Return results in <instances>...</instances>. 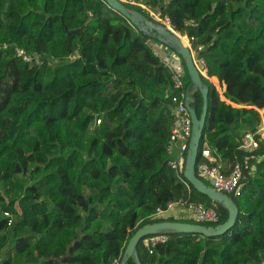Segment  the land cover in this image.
Masks as SVG:
<instances>
[{"label":"trees","instance_id":"trees-1","mask_svg":"<svg viewBox=\"0 0 264 264\" xmlns=\"http://www.w3.org/2000/svg\"><path fill=\"white\" fill-rule=\"evenodd\" d=\"M134 1L148 11L125 7L156 25L167 19L188 41L212 83L239 68L242 93L256 84L264 96V0ZM154 43L164 45L104 0H0V264H120L145 225L226 221L218 205L216 224L164 216L178 201L213 203L168 165L174 110L190 79L174 52L184 72L183 88H174ZM201 79L207 112L196 166L203 148L222 174L253 156L228 195L237 219L215 237L167 234L154 246L143 238L139 262L264 264V140L250 153L239 148L264 108L239 94L225 93L226 103ZM191 96L199 117L202 96Z\"/></svg>","mask_w":264,"mask_h":264},{"label":"water","instance_id":"water-1","mask_svg":"<svg viewBox=\"0 0 264 264\" xmlns=\"http://www.w3.org/2000/svg\"><path fill=\"white\" fill-rule=\"evenodd\" d=\"M104 1L110 8L126 17L139 31L161 41L166 47L179 55L183 60L190 79V85L185 92L184 105L190 114L192 122L191 136L186 152L183 176L198 193L206 196L212 203L222 207L228 214L226 221L217 226L207 227L177 221H164L145 225L139 228L128 240L120 264H127L129 259H132L134 264H140L137 253V245L143 238L157 235L164 236L167 234H197L206 238L219 236L226 233L233 227L238 216V209L228 195L217 192L212 187L205 185L196 176L199 142L202 136L207 112L208 87L202 81L201 75L195 66L190 47L183 43L181 35L174 32L170 26L167 27L163 23H161L162 25L153 24L152 22L146 20L140 13L125 7L118 0ZM194 92H199L203 100L202 112L199 117L195 112V108L192 106L193 98L191 94Z\"/></svg>","mask_w":264,"mask_h":264},{"label":"built area","instance_id":"built-area-1","mask_svg":"<svg viewBox=\"0 0 264 264\" xmlns=\"http://www.w3.org/2000/svg\"><path fill=\"white\" fill-rule=\"evenodd\" d=\"M118 1L124 6L137 5L148 11V9L142 3H136L134 0H118ZM149 13L153 15L152 12L149 11ZM155 18L158 19V16H155ZM158 20L160 21V23L163 24L168 23L167 19H165L164 21L160 19ZM151 46L153 48L154 55L159 57L163 66L171 72V81L173 87L176 89L183 88L184 72L181 65L174 58L166 57L164 56L165 54L162 55L163 53L161 54L159 52L157 44L154 43L151 44ZM199 49L201 48L199 47ZM16 55L22 58V60L25 62H34L38 64V60L32 59L31 57L27 56L22 50H16ZM193 60L200 75L208 79L206 75V70L203 68L204 66L203 60L201 59L196 60L195 53L193 54ZM259 113L261 115V123L259 124L256 132L245 133L240 140L239 148L249 153L258 149V140H257L258 137L264 140V117L262 116V113L260 111ZM174 114H175V121L173 123L171 130L169 152L174 150L175 147L177 153L175 154V157L169 161L168 165L172 169H174L177 172V174H182L185 165V157H186L185 154L187 152L188 144L191 136L192 122H191L190 114L184 105V102H181L177 105V107L174 110ZM99 123L100 121L97 120L96 124ZM200 155L202 161L199 162L198 165L196 166V171L198 176L204 180H207L210 183V187L215 189L217 192H221L226 195L233 194L238 190L240 185V180L242 177L243 166L244 168H246L249 160L253 158L252 155L246 156L244 158L243 165L236 163L228 174H222L219 170V166L214 165L215 159L211 156L207 148H203L200 152ZM173 205L185 206L191 214L190 218L196 220L197 222L216 224L219 221L220 215L216 209V204L214 203L211 207H203L202 205L187 204L186 202L178 201L176 204H170L169 208H171ZM161 213H162L161 211H158V214ZM165 240H166L165 236L157 235L148 238L146 242L151 246H154L157 243L165 242Z\"/></svg>","mask_w":264,"mask_h":264},{"label":"rangeland","instance_id":"rangeland-1","mask_svg":"<svg viewBox=\"0 0 264 264\" xmlns=\"http://www.w3.org/2000/svg\"><path fill=\"white\" fill-rule=\"evenodd\" d=\"M167 27L168 23L165 24ZM182 37V36H181ZM183 38V43H185L187 46L190 47L189 43L187 42V40ZM158 50L159 52H162L161 54L169 57V58H174L178 63H179V59L175 56V53L170 50L169 48H167L166 46L162 45V44H158ZM192 53L194 54V52L192 51ZM180 64V63H179ZM245 80L244 75H242V73L240 72L239 68H235L234 72H227L226 74H222L221 76H219V78H217V83H212L210 80V82L214 85L216 91L218 92L220 99L222 101H226L224 98V94L225 93H229L231 95H236L239 94L238 97L243 101L245 100V102L248 100H252V102H254L255 106L259 108H264L262 107V100L264 99V96L262 94V90L260 88L259 85L253 84V86H248L244 92L242 93L241 88L243 87L242 82ZM233 84L236 85V87H233ZM242 85V86H241ZM226 103H229L226 101ZM244 104V103H242ZM235 105V104H231L232 106H237V107H242L244 105ZM260 112L262 113V116L264 114L263 109H260ZM208 185H210V183L207 180H204ZM175 206V205H174ZM181 210L186 211L185 208L181 207V206H176L175 208H173V210L171 212H167L165 213V217H169V218H174L176 219L174 215H177ZM186 213H184L185 215ZM179 219H190V218H179ZM194 221V220H193Z\"/></svg>","mask_w":264,"mask_h":264},{"label":"crops","instance_id":"crops-1","mask_svg":"<svg viewBox=\"0 0 264 264\" xmlns=\"http://www.w3.org/2000/svg\"><path fill=\"white\" fill-rule=\"evenodd\" d=\"M160 53H162V52H160ZM209 78H211V77H209ZM209 78H208V80H210ZM174 150H175L174 152L177 153V150L176 149H174ZM176 206H181V207L186 209V211L181 210L177 215L173 214V216H175V217L177 216L176 217L177 219H179V218H190L191 217L189 210L185 206H182V205H175V206L173 205L171 208L168 209L167 212H171L173 210V208H175ZM184 213H186V214L184 215Z\"/></svg>","mask_w":264,"mask_h":264}]
</instances>
